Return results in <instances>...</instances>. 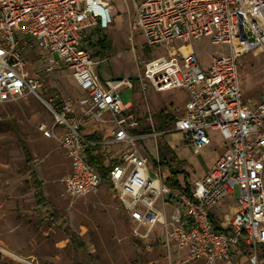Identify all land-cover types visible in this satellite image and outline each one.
<instances>
[{
  "label": "built area",
  "instance_id": "built-area-1",
  "mask_svg": "<svg viewBox=\"0 0 264 264\" xmlns=\"http://www.w3.org/2000/svg\"><path fill=\"white\" fill-rule=\"evenodd\" d=\"M131 1V31L164 48V53L138 61L141 90L180 89L187 96L181 113L161 132L181 133L194 151L210 143L209 131H217L224 142L219 157L188 189L172 187L162 177L156 142L161 132L154 130L149 112L145 133L135 131L137 120L125 112L118 90L131 88L132 82H102L95 72L97 61L79 47L85 28L107 29L114 11L111 0H0V105L28 94L40 99L52 122H39L37 129L58 142L69 162L57 179L61 195L84 196L107 180L134 237L145 239L158 226L166 264H236L239 257V264H264L257 253L258 245L264 246V73L256 102L244 100L238 73L244 53L264 51V0ZM17 33L26 40L20 43ZM203 36L228 49L206 65L192 47ZM176 40L179 45L172 47ZM26 45L45 52L42 74L26 70L20 53ZM60 64L71 71L82 94L74 100H43L37 92L42 77ZM86 118L110 123L109 135L91 139L83 134ZM147 135L154 138V159L139 143ZM111 144H121L123 150L102 175L87 161V153ZM236 188L234 211L218 212Z\"/></svg>",
  "mask_w": 264,
  "mask_h": 264
},
{
  "label": "rangeland",
  "instance_id": "rangeland-1",
  "mask_svg": "<svg viewBox=\"0 0 264 264\" xmlns=\"http://www.w3.org/2000/svg\"><path fill=\"white\" fill-rule=\"evenodd\" d=\"M111 2L114 11L107 29L103 32L96 27L85 28L79 47L88 50L97 61L95 72L102 82L118 79L132 82L133 89L121 86L119 98L122 102H133L140 119L148 112L154 114L159 110L173 119L179 114L182 105L181 91L156 93L151 89L143 92L140 88L141 66L138 61L162 54L164 48L147 44L138 30L131 31L129 23L134 11L131 0ZM17 34L20 43L26 40V36ZM98 38H104L106 46L101 53H97ZM179 43L178 40L174 41L172 47ZM192 46L204 65L214 55L228 50L226 45L210 44L207 36L194 40ZM20 53L23 54L29 73L42 74L44 51L26 45L21 47ZM238 73L244 100H259L264 51L244 53L240 57ZM75 87L77 85L71 71L60 64L43 75L37 92L43 100L49 97L55 101L74 100L79 94ZM39 122L50 124L52 116L35 95L28 94L0 105V264H166L165 253L158 239V226L145 239L134 237L132 223L109 190L107 180L101 181L95 192L84 196L61 195L62 187L57 179L66 170L64 163L67 162L62 159L58 142L51 137L46 138L37 129ZM82 123L84 132L96 129L90 118L84 119ZM99 124L111 126L105 122ZM170 125L169 122L166 127ZM97 129V135H105L104 128ZM165 135H156L160 156L165 139L169 137ZM139 143L150 159H154V138L147 135ZM100 147L111 151L108 153L105 150L108 159H117L114 154L116 148L112 149L108 145ZM191 152L193 156L196 154L193 149ZM160 169L164 178L173 170L183 169L178 172L182 182H190L195 176L188 162L162 160ZM184 174L187 176L185 180ZM35 181L40 184L41 198L34 196ZM237 193L236 188L233 196L223 201L221 211H231L230 206ZM165 208L168 215L170 206ZM186 264H200V261Z\"/></svg>",
  "mask_w": 264,
  "mask_h": 264
},
{
  "label": "crops",
  "instance_id": "crops-1",
  "mask_svg": "<svg viewBox=\"0 0 264 264\" xmlns=\"http://www.w3.org/2000/svg\"><path fill=\"white\" fill-rule=\"evenodd\" d=\"M75 88L77 89V91L79 93L78 96L80 94H82V91L78 87H75ZM120 88L118 90L119 92H120ZM124 88H128V87H124ZM130 89H133V87H131ZM173 90H177V89H173ZM178 90L183 93L182 105H181V108H180V111H179V114H180L181 111H182L183 102L185 101L187 96H186L185 91L180 90V89H178ZM166 91H171V90H165V91H161V92L159 91V92H156V93H162V92H166ZM247 100H249V99H247ZM123 103L127 105V108H126L125 112L131 113L135 117L137 122H138L137 126L135 127V131L139 132V133H145L146 131H148L149 130V124H148V121L146 120V116H144L142 119H140V113H138V109L136 108V106L133 105V102H131L130 100L125 101ZM148 107L149 106H147V109H148ZM149 114H150V117H151V121H152V125L154 127V130L156 128L155 131H158V132L164 131V130H166L168 128L166 126L169 124V122L172 123V121H169V122L167 121L169 119H172V117L169 116L168 114H166L163 110H159V111L155 112L154 114L153 113H149ZM151 114L153 115V117L151 116ZM92 122L94 124V128H96V129L90 130L88 132H84L82 130L83 127H84V123H82L83 125H81V129L80 130H81V132L83 134H85L87 136L93 134V135L99 137V139L109 135V131H110L112 126H109V127L100 126L99 123L94 122V121H92ZM97 128H101V129L104 128L105 131H106L105 135L104 136H102V134L101 135H97L96 134V130H98ZM101 129H100V131H101ZM161 133H159V134H161ZM165 134L169 136L168 138L165 139V142H164V145H163V146H165L164 150H163L164 156H165V160H167V161H176L177 160V162H188V164H190V166L193 167V169L195 171L194 172L195 176L192 179V181L197 179V178L202 177L205 174V172L208 171V169L211 167V165L214 163V161L217 159V157H219L220 153L222 152V150L224 148V142H223L221 136L219 135V133L217 131H209L210 143L208 145H206L205 147H203L202 149H200L198 151H195L196 154L193 156V154L191 152V149H192L191 146L188 145L184 141L181 133L176 132V131H172V132H168V133H165ZM166 135L164 137H166ZM46 138H48V137H46ZM218 141H219V143H218ZM58 146L62 150V153H61L62 159L63 160L65 159V161L67 162V163H64V164H66V170L63 173H65L69 169V164H68L69 162H68V159L65 156L63 148L59 144H58ZM108 146H110L112 149L116 148V152L114 154H116L115 158H118L119 155H120V152L123 150V148H122L123 145H121V144H111V145H108ZM105 150H106V152L111 153L110 150H108V149H105ZM105 150H102V148L99 147V148H96L95 151H93V152L94 153H97L98 151L99 152H105ZM24 152H25L26 155L29 154L26 149H25ZM157 153H158V151H157ZM176 171L182 172L183 169H177ZM178 172L174 176V178L178 181V184H179L180 187L188 189L190 187V185L192 184V181H190V182H186V181L182 182V180L179 179V176H178L179 173ZM169 176H167L165 178L163 177L164 180L166 181V178H168ZM183 177H184L183 179L185 180L187 176L185 177V174H184ZM34 184H35L34 185V187H35L34 188V196H36V198H41V194L42 193H41V190H40V184L37 181H35ZM175 187H177V186H175ZM228 198L229 197L223 199V201L227 200ZM223 201L220 204V206L218 207V212L220 211V213H221V209H220L221 205L224 203ZM234 206H235V203H233V204L231 203V206H230L231 211L230 212L225 211V212L229 213V214L232 213L234 211ZM257 253H258V255L260 257H262L264 259V246L258 245ZM242 259H243L242 257H239L236 264H239V262Z\"/></svg>",
  "mask_w": 264,
  "mask_h": 264
},
{
  "label": "trees",
  "instance_id": "trees-1",
  "mask_svg": "<svg viewBox=\"0 0 264 264\" xmlns=\"http://www.w3.org/2000/svg\"><path fill=\"white\" fill-rule=\"evenodd\" d=\"M103 42H104V38L103 39H101V38L97 39V45L99 46L97 53L103 52V50L106 48V46L104 45ZM88 137L91 139H99V137H97L93 134L88 135ZM93 150H95V149L88 150L87 161L92 163V164H95L97 166V168L99 169L100 173L102 175H104L107 172V170L109 169L110 165L112 163H114L116 159H114V158L108 159L106 157L107 154L105 152H99L98 151L97 153H94V152L92 153ZM159 156H160V154H159ZM106 159H108V160L105 162ZM162 160L167 161V160H165L164 152H162V154L160 156V162H162ZM177 172L178 171H176V170L171 171L170 176L168 178H166V182L172 187H175V186L178 187L179 186L178 181L174 178V176L177 174ZM213 228L215 230H221V227L219 225H214Z\"/></svg>",
  "mask_w": 264,
  "mask_h": 264
}]
</instances>
